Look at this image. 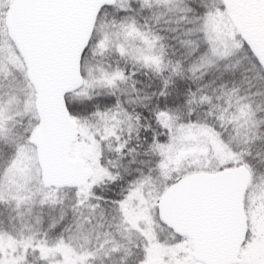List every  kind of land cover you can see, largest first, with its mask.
I'll return each mask as SVG.
<instances>
[{"label": "snow or ice", "instance_id": "snow-or-ice-1", "mask_svg": "<svg viewBox=\"0 0 264 264\" xmlns=\"http://www.w3.org/2000/svg\"><path fill=\"white\" fill-rule=\"evenodd\" d=\"M0 264H264V0H0Z\"/></svg>", "mask_w": 264, "mask_h": 264}]
</instances>
